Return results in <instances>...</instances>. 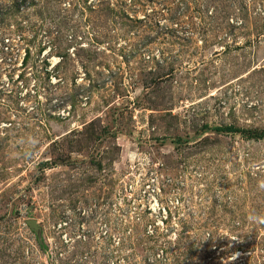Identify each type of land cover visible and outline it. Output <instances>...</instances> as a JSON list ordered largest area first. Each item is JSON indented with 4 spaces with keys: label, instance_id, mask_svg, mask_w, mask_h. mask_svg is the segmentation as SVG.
Masks as SVG:
<instances>
[{
    "label": "rangeland",
    "instance_id": "1",
    "mask_svg": "<svg viewBox=\"0 0 264 264\" xmlns=\"http://www.w3.org/2000/svg\"><path fill=\"white\" fill-rule=\"evenodd\" d=\"M0 264H264V0H0Z\"/></svg>",
    "mask_w": 264,
    "mask_h": 264
},
{
    "label": "trees",
    "instance_id": "2",
    "mask_svg": "<svg viewBox=\"0 0 264 264\" xmlns=\"http://www.w3.org/2000/svg\"><path fill=\"white\" fill-rule=\"evenodd\" d=\"M226 129L230 130V131H236L237 128H235L234 126H228ZM243 130V129H242ZM243 131H247V130H243ZM250 135H256V132L249 133ZM263 135V134H262Z\"/></svg>",
    "mask_w": 264,
    "mask_h": 264
},
{
    "label": "water",
    "instance_id": "3",
    "mask_svg": "<svg viewBox=\"0 0 264 264\" xmlns=\"http://www.w3.org/2000/svg\"><path fill=\"white\" fill-rule=\"evenodd\" d=\"M29 223H30L32 226H36V222H35V220H33V219H30V220H29Z\"/></svg>",
    "mask_w": 264,
    "mask_h": 264
}]
</instances>
